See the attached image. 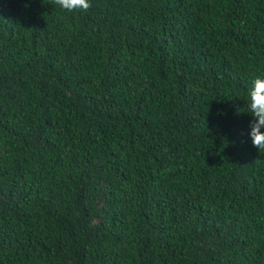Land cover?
<instances>
[{
  "label": "trees",
  "instance_id": "16d2710c",
  "mask_svg": "<svg viewBox=\"0 0 264 264\" xmlns=\"http://www.w3.org/2000/svg\"><path fill=\"white\" fill-rule=\"evenodd\" d=\"M91 3L0 0V264H264V0Z\"/></svg>",
  "mask_w": 264,
  "mask_h": 264
},
{
  "label": "clouds",
  "instance_id": "9594fccd",
  "mask_svg": "<svg viewBox=\"0 0 264 264\" xmlns=\"http://www.w3.org/2000/svg\"><path fill=\"white\" fill-rule=\"evenodd\" d=\"M52 2L68 12H88L92 7L91 0H52ZM248 111L254 119L250 123L252 145L260 152L264 151V75L256 76L248 90Z\"/></svg>",
  "mask_w": 264,
  "mask_h": 264
}]
</instances>
